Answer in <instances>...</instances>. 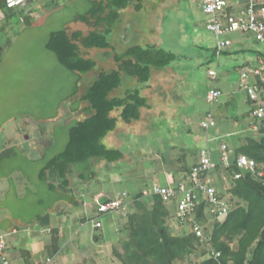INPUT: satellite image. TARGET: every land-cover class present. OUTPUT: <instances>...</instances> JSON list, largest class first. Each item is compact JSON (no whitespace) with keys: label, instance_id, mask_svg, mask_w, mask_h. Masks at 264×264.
<instances>
[{"label":"rangeland","instance_id":"rangeland-1","mask_svg":"<svg viewBox=\"0 0 264 264\" xmlns=\"http://www.w3.org/2000/svg\"><path fill=\"white\" fill-rule=\"evenodd\" d=\"M59 2V6L53 7L52 0H37L28 8L32 6L35 10L34 23L26 26L15 17L1 37L3 42L10 38L11 43L0 63V151L9 152V156L0 158V236L6 240V247L26 243L33 252L30 264H122L113 254V246L120 247L126 238L119 232L125 220L113 224L115 233L110 234L108 215L101 216L109 237L107 243H100L94 241L93 235L98 230L93 220L82 223L81 216L95 217L101 196L115 198L122 191L134 195L154 183L170 181L172 171L177 170L174 161L182 159L184 153L189 161V153L206 145L208 135L216 147L220 140L235 147L240 136L255 134L256 117L248 114L250 104L240 91L242 72L237 66L247 60L256 64L258 51L264 52V42L248 33L231 34L233 40L242 38V44L250 47L241 49L234 41L231 52L218 59L214 54L215 35L206 26L210 18L203 11V0H147L139 12L129 7L124 15L125 20L131 18L126 30L134 31L136 41L144 43L143 38H150L178 55L170 64L172 78L159 82L161 88L168 87L166 95L171 101L163 104V93L159 92L161 88L153 75L151 82L157 87L153 86L152 92L159 93L150 95L154 102L152 111H145L140 122L121 125L114 140L105 141L110 147L121 148L125 158L110 163L109 167L98 161L82 163L69 172L70 187L74 190L71 198L82 194L87 200L85 206L77 207L68 203L67 192L52 191L47 181L40 178L47 161L66 147L70 127L82 116L75 111L88 83L78 81L79 75L65 68L46 44L50 34L58 29L70 32L81 29L88 33L91 27L74 18L85 12L90 2ZM233 4L236 10L244 6L242 0H233ZM137 19L140 30L134 27ZM102 52L91 49L85 54L97 56L100 67H116L113 59L101 62ZM211 69L217 72L216 78L209 75ZM97 71L89 77L96 76ZM77 81L79 90L73 94ZM145 83L137 86L143 88ZM215 86L221 87L224 95L220 97L222 104L213 106L207 95ZM128 87L135 85L124 84L120 90L124 92ZM227 100L232 102L226 104ZM210 110L223 114H217V126L207 132L202 122ZM79 171L85 173L83 179ZM46 215L50 224L42 223V216ZM47 225L59 227L60 247L66 254L58 253L50 262L44 247L52 237ZM16 255L19 256L12 259L13 264L25 263L20 252ZM65 257L69 258L64 260Z\"/></svg>","mask_w":264,"mask_h":264},{"label":"trees","instance_id":"trees-1","mask_svg":"<svg viewBox=\"0 0 264 264\" xmlns=\"http://www.w3.org/2000/svg\"><path fill=\"white\" fill-rule=\"evenodd\" d=\"M36 1L23 7L9 8L7 0H0V63L6 47L11 43L10 38L3 42L2 34L11 27L15 17L21 19L26 26L32 25L35 10L32 6L31 9L28 8ZM88 1L90 7L75 16L74 21L90 26L89 32L85 33L81 29L72 32L68 29H58L50 34L46 44L47 49L56 55L65 68L79 75L78 81L86 80L89 83L79 97L81 103L75 113L82 116L77 117V122L70 127L66 147L51 157L40 171V178L47 181L52 191L64 190L69 196L68 203L77 207L85 206L87 200L82 194L71 198L74 190L70 187L69 172L78 164L98 161L106 163L109 167L110 163L120 162L125 158L126 154L121 148L110 147L105 141L114 140V133L121 125L140 122L145 111L153 109L154 102L150 95L153 93L151 78L154 70L167 68L178 58L176 53L157 43L145 44L136 41L135 35L132 36V29L126 30L125 27L120 31L124 11L129 7L141 11L147 0ZM245 2L246 0H242L244 5ZM52 4L57 7L60 2L52 0ZM237 10L233 0H230L221 16L224 24L227 23V15ZM206 14L208 19L210 18L206 23L207 29L214 33L216 38L214 54L219 59L223 53L231 52L234 41L239 43L240 38L233 40L231 34L246 35L247 32L237 29L217 34L209 28L212 16ZM221 39H229L231 44L219 48L218 41ZM91 49L103 50L104 52L100 53L101 62L113 59L116 67L106 69L98 66L97 56L85 54V51ZM258 56L261 58H258L256 64L247 61L239 64L237 68L242 72L248 67H258L261 59L264 60V52L258 51ZM97 69V75L90 78ZM78 81L73 94L79 90ZM140 82H146L143 88L137 86ZM248 82L257 84L262 90L260 99L264 103V81L261 76L249 73ZM124 84H134L135 87L125 88L122 92L120 89ZM214 88L220 89L217 86ZM219 99L208 102L214 106ZM247 99L253 105L248 114L254 115L257 105L248 95ZM210 113L216 120L214 112L210 110L208 114ZM255 123L258 131L255 134L240 136L235 147L223 140H220L217 145L219 147H216L208 135L206 145L189 153V161L185 153L182 159L178 157L174 161L177 170L175 173L172 171L170 181L164 184L154 183L134 195L122 191L115 198L101 196L97 208L94 206L97 209L96 216L89 218L84 214L81 216L82 223L93 220L94 228L98 230L93 235L94 241L103 243L102 241H107L109 232L106 231V224L100 219L101 216L108 215L109 223L112 219L114 222L118 221L117 224L122 219L125 220L124 223L120 222L122 226L119 232L125 234L126 238L121 241L120 247L113 246V254L122 264H176L177 261H186V264H264V119L256 118ZM209 130L206 129L207 132ZM224 145L229 156L228 164L221 160ZM204 151H207L206 156L217 164L200 171L199 178L207 184L206 186L215 189L216 200L212 201L205 190L198 188V200L193 210L186 213L185 218L178 216L179 198L170 195L166 199L155 188L175 186L174 189H177L176 185L181 181L189 182L193 167L201 165ZM241 154L256 161L253 170L243 171L237 166L236 159ZM7 156L8 150L0 151V158ZM79 173L83 179L85 173ZM237 173L241 176L236 177ZM94 174L93 176H96ZM116 200L121 201L120 206L106 211L102 209L104 204ZM223 202L228 206L226 211L222 209ZM42 223H51L48 215L42 216ZM196 226L202 230V236L197 234ZM48 227L52 237L51 242L48 241L44 247L48 252L47 261L50 262L62 249L59 243V227ZM25 244L22 243L18 247H12L10 244L4 249L3 255L8 258L10 264H13L12 259L18 258V252L25 261L23 264L33 261V252Z\"/></svg>","mask_w":264,"mask_h":264},{"label":"built area","instance_id":"built-area-1","mask_svg":"<svg viewBox=\"0 0 264 264\" xmlns=\"http://www.w3.org/2000/svg\"><path fill=\"white\" fill-rule=\"evenodd\" d=\"M36 0H7V6L9 8H18L23 7ZM230 3V0H204L203 9L206 13L212 16V23L209 24V28L216 31L217 34H225L232 32L237 29H241L244 32L252 34L257 40L264 42V0H246V4L240 10L233 11L228 14L227 23L221 20L223 11L225 7ZM220 14V16H219ZM231 44L229 39H221L218 41V47L222 48ZM249 73L260 75L264 81V60L261 59V64L257 67L245 68L242 70L241 75V84L240 87L249 98L256 103V109L254 111V116L259 120L264 119V103L261 102L262 90L259 89L257 84H251L248 82ZM209 75L216 78L217 72L213 69L209 70ZM264 92V90H263ZM222 95V90L213 88L208 92V101L214 102ZM216 125V120L213 117V114L210 113L205 120L202 122V126L205 129H210ZM223 156L221 158L225 164L229 163V156L227 154L226 145L222 147ZM207 151H204L202 154V161L200 166H194L192 170V175L189 178V182L181 181L176 185L177 189L174 187L167 186H156L157 192L164 196V198H169L170 195L176 196L179 198L178 201V210L177 215L186 217V213H190L196 205L198 200L197 189L205 190L206 194L209 195L212 201H215V189L210 186H206L203 181L199 178L200 171L209 169L215 166V162L212 158L206 156ZM237 166L243 171L253 170L256 166V161L250 158L248 155L241 154L236 159ZM262 174V173H261ZM240 174H236V177H240ZM209 181V180H208ZM120 200L106 203L102 206L103 210L113 209L120 206L116 204ZM223 206V211L228 209V206L225 202L221 204ZM195 230L198 235L202 236L203 232L199 227H195ZM6 248V240L3 236H0V256L2 264H10L8 258L3 255V251Z\"/></svg>","mask_w":264,"mask_h":264},{"label":"crops","instance_id":"crops-1","mask_svg":"<svg viewBox=\"0 0 264 264\" xmlns=\"http://www.w3.org/2000/svg\"><path fill=\"white\" fill-rule=\"evenodd\" d=\"M155 1V0H154ZM147 2V1H146ZM174 2H175V0H174ZM164 5H166V3H163ZM161 6L162 5H159L157 8H161ZM159 9H157V10H159ZM128 10V9H127ZM127 10H125L124 11V13H123V19L125 18L124 17V15L126 14V11ZM139 12V11H138ZM136 14H137V12H136ZM135 14V15H136ZM139 14V13H138ZM157 14H159V11H157ZM132 16H134V14L132 13L131 14ZM136 17V16H135ZM155 17V16H154ZM137 18H139V16H137ZM129 19H131V18H129ZM129 19H127V20H125L124 19V21H122V26H121V28L120 29H125V27L127 26V22H129ZM139 21V19H137V22L135 23V21L133 20V22L135 23L134 24V27L137 29V30H140L139 29V25H138V22ZM139 32V31H138ZM144 34V33H143ZM143 41H144V43L145 44H147V43H155V41L154 40H151L150 38H148V39H145V38H143L142 39ZM242 38H240V39H238V41H239V46H240V48H243V49H246L247 47H250L249 45H247V47L246 46H244L243 44H242ZM121 49V48H120ZM250 49V48H249ZM259 57V56H258ZM259 58H261V57H259ZM248 61V60H247ZM247 61H244L243 63H245V62H247ZM172 74H173V72L171 71V68H170V65L167 67V68H163V69H155L154 70V76H156L154 79H155V81H156V83H157V85H159V88H161V83L159 84V82H165V80H168L169 78H172ZM153 83V86H155V87H157V85H155V82H152ZM163 84V83H162ZM164 85V84H163ZM218 87V86H217ZM167 88L168 87H165V86H163V88H161L160 89V91L159 92H161V93H163V96L164 97H162V100L164 101V103L163 104H165V106H166V104H168L170 101H171V99L170 98H168L167 97V95H168V90H167ZM222 91H223V95H224V90L221 88V87H219ZM240 91H242V92H244L242 89L240 90ZM159 92H156V91H154L153 93L154 94H158ZM152 93V94H153ZM166 93H167V95H166ZM245 93V92H244ZM222 95V96H223ZM221 96V97H222ZM245 101H246V103H248V104H250V108H251V103H249V101H248V99H247V95H246V93H245ZM220 100H221V98L216 102V104H218L219 102H220ZM231 100V99H230ZM233 100V99H232ZM153 101V100H152ZM228 101V100H227ZM232 102V101H231ZM230 101H228L226 104H230L231 103ZM220 104H222V101L220 102ZM253 106V105H252ZM152 110L151 109H149L148 110V113H150ZM214 112V111H213ZM246 112V111H245ZM153 114V113H152ZM217 114H223V112H220V113H217V112H214V115H215V117H217ZM209 115V114H208ZM207 115V116H208ZM207 116L205 117V118H207ZM205 120V119H204ZM256 122V121H255ZM217 126V119H216V125L214 126V127H216ZM213 127V128H214ZM253 127H254V130L255 129H257V125H256V123H254L253 124ZM225 132L224 133H227L228 134V131H226V130H224ZM221 134V133H220ZM218 135V134H217ZM216 135V136H217ZM114 219H112L111 221H110V229H109V231H110V234H114L115 232L113 231V229H112V226H113V224L114 225H116L115 224V222L113 221ZM49 240V239H48ZM108 242V240L106 241V243ZM72 251V252H71ZM71 251H69V252H67V254H70V252L71 253H74L75 254V252L73 251V250H71ZM59 253H63L64 255H66L65 254V249L64 250H61V251H59ZM76 257H77V253H76ZM67 258H69V257H65L64 258V260H67ZM67 264H69V262H67ZM73 264H77V262H75V263H73Z\"/></svg>","mask_w":264,"mask_h":264}]
</instances>
